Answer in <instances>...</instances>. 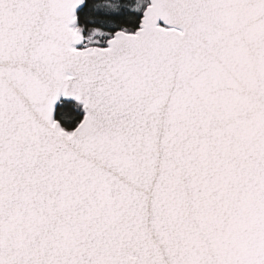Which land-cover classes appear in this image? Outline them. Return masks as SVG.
<instances>
[{
  "label": "snow or ice",
  "instance_id": "snow-or-ice-1",
  "mask_svg": "<svg viewBox=\"0 0 264 264\" xmlns=\"http://www.w3.org/2000/svg\"><path fill=\"white\" fill-rule=\"evenodd\" d=\"M0 264H264V0H0Z\"/></svg>",
  "mask_w": 264,
  "mask_h": 264
}]
</instances>
